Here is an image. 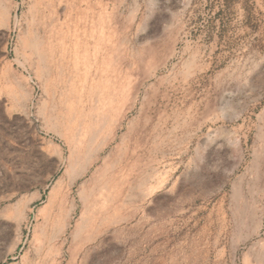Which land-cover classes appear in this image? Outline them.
Listing matches in <instances>:
<instances>
[{
	"label": "rangeland",
	"instance_id": "rangeland-1",
	"mask_svg": "<svg viewBox=\"0 0 264 264\" xmlns=\"http://www.w3.org/2000/svg\"><path fill=\"white\" fill-rule=\"evenodd\" d=\"M0 264H264V0H0Z\"/></svg>",
	"mask_w": 264,
	"mask_h": 264
},
{
	"label": "bare ground",
	"instance_id": "bare-ground-1",
	"mask_svg": "<svg viewBox=\"0 0 264 264\" xmlns=\"http://www.w3.org/2000/svg\"><path fill=\"white\" fill-rule=\"evenodd\" d=\"M42 24H43V28L45 30V33L48 36L52 37L54 35V32H55L56 24H55L54 20L51 18V16L46 17V19L44 18ZM51 40H52V38H51Z\"/></svg>",
	"mask_w": 264,
	"mask_h": 264
}]
</instances>
